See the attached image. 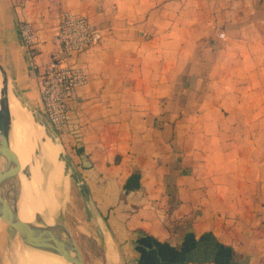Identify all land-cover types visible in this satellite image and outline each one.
<instances>
[{"label":"crops","instance_id":"crops-1","mask_svg":"<svg viewBox=\"0 0 264 264\" xmlns=\"http://www.w3.org/2000/svg\"><path fill=\"white\" fill-rule=\"evenodd\" d=\"M64 11L98 26L100 43L65 57ZM51 59L88 77L64 141L105 262L165 264L159 252L175 257L189 232L234 264H264V0H0V62L50 129L39 77ZM134 169L140 187L125 192Z\"/></svg>","mask_w":264,"mask_h":264},{"label":"water","instance_id":"water-1","mask_svg":"<svg viewBox=\"0 0 264 264\" xmlns=\"http://www.w3.org/2000/svg\"><path fill=\"white\" fill-rule=\"evenodd\" d=\"M10 96H14L18 101L25 100L0 62V207L6 211L0 215V218L13 229L22 247L29 246L38 251L58 256L66 264H84L82 253L65 224L64 209L66 203L63 209L59 211L58 220L54 224L47 223L37 214L34 215L32 222L22 220L19 215V201L22 194L20 177H28L29 172L23 171V168L28 167V165L21 166L18 155L11 146ZM32 110L37 114L33 107ZM51 130L54 132L53 129ZM5 187L9 190L6 202L2 200L1 194V190H4ZM98 218L100 219L99 216ZM177 252L173 258L172 254L166 253V251L159 252V256L162 259L163 257L164 259L167 258L165 264H184L186 262L234 264L230 262V250L209 234H203L199 238L193 239ZM172 260L175 263H171Z\"/></svg>","mask_w":264,"mask_h":264},{"label":"bare ground","instance_id":"bare-ground-1","mask_svg":"<svg viewBox=\"0 0 264 264\" xmlns=\"http://www.w3.org/2000/svg\"><path fill=\"white\" fill-rule=\"evenodd\" d=\"M9 102L12 130L14 131V140L11 139L13 141L11 146L18 155L21 166L28 165L29 172L28 177H20L22 194L19 210L22 219L32 222L34 215L37 214L47 223L54 224L57 222L59 211L63 209L68 196V180L72 173L71 169L65 158L59 153L56 134L43 120L38 123V119L31 111L30 103L26 100L18 101L14 96H10ZM32 141L33 144H31ZM33 154L36 155V162L32 158ZM5 189L6 187L1 190V194L2 200L6 202L9 190ZM4 211L0 207V215ZM1 220L0 218V223ZM110 245L108 246L110 247L109 251L112 250ZM15 251L16 264H66L58 256L38 251L29 246H23L19 250L16 248ZM109 254L110 259L115 260V254L113 255L111 252Z\"/></svg>","mask_w":264,"mask_h":264},{"label":"built area","instance_id":"built-area-1","mask_svg":"<svg viewBox=\"0 0 264 264\" xmlns=\"http://www.w3.org/2000/svg\"><path fill=\"white\" fill-rule=\"evenodd\" d=\"M17 32L27 49L38 42L37 31L29 21L19 22ZM219 36L224 37V33L220 32ZM101 38L102 30L86 16L63 12L57 39L65 57L98 45ZM39 79L41 111L54 132L66 136L70 133V106L76 100L77 89L87 82V74L81 66L51 59Z\"/></svg>","mask_w":264,"mask_h":264},{"label":"rangeland","instance_id":"rangeland-1","mask_svg":"<svg viewBox=\"0 0 264 264\" xmlns=\"http://www.w3.org/2000/svg\"><path fill=\"white\" fill-rule=\"evenodd\" d=\"M30 108H31L32 113L38 119V123L41 120H43L42 118H40L43 115L39 111H36L37 114H35L32 110L31 105H30ZM12 133L13 134H12L11 139L14 140V131ZM56 137H57L56 141L59 146V153L65 158L72 172L69 175V180H68V186H69L68 190L69 191H68V196L66 197V201H65L66 203V207L64 209L65 224L71 233L72 239L74 240V242L79 247L82 253L84 264H109L108 262H105L104 260V253H103L102 247L96 243L94 238L90 237V234L88 232L83 231L84 218H83L82 213L80 212L78 201L75 195L72 194L74 187H73L71 178L75 176V172H74V168H72L70 152H69L67 145H65L64 136L57 134ZM12 140L11 142L13 143ZM31 144H33V141ZM33 155L34 156L32 158L36 162V155L35 154ZM38 159H39V162L38 161L37 162L40 164V158L38 157ZM23 171L27 173L28 167H24ZM4 213H6V211H4ZM19 215L22 219L20 210H19ZM21 247H22L21 243L16 237V234L13 231V229L8 224H6L4 221L1 220V223H0V264H16V257H15L16 251L15 250L16 248L19 250V248Z\"/></svg>","mask_w":264,"mask_h":264},{"label":"trees","instance_id":"trees-1","mask_svg":"<svg viewBox=\"0 0 264 264\" xmlns=\"http://www.w3.org/2000/svg\"><path fill=\"white\" fill-rule=\"evenodd\" d=\"M140 177H141L140 170L134 169L132 171V173L130 174V176L127 178V180L123 186L124 191L128 192L131 190L138 189L140 187ZM193 239H194V237H193L192 233H189V232L185 233L182 246L188 244V242H191ZM173 262H174V260L171 261V263H173Z\"/></svg>","mask_w":264,"mask_h":264}]
</instances>
